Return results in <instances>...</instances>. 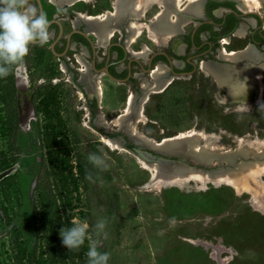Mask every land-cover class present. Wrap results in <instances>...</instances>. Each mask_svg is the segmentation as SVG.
Instances as JSON below:
<instances>
[{
    "label": "rangeland",
    "instance_id": "1",
    "mask_svg": "<svg viewBox=\"0 0 264 264\" xmlns=\"http://www.w3.org/2000/svg\"><path fill=\"white\" fill-rule=\"evenodd\" d=\"M174 1L180 8L191 0ZM234 1L260 12L264 21V0ZM140 2H134L136 7ZM116 3L78 0L73 6L79 12L107 15L115 11ZM160 9L155 4L150 13ZM185 21L190 31L194 22ZM146 34L154 36L149 26L142 48L149 45ZM245 41L235 38L228 46L241 48ZM28 55L23 62L32 70L27 87L34 95L20 108L23 74H14L16 103L11 109L17 111L18 125L13 136L7 123L9 111L1 101L5 92L0 89V167L19 164L0 185V264H11L18 248L24 249L26 260L31 247L42 240L38 232L42 228L51 234L49 240L43 239V250L56 258V264H86L89 246L97 239L94 225L103 218L108 220V239L101 237L100 247L110 254L108 264H264V80L247 81L258 86V98L251 100L248 90L235 84L237 79L227 89L200 69L188 77L166 73L161 85L152 81L153 71L151 76L142 74L133 87L98 80L105 94L94 112L81 85L65 79L67 72ZM52 77L61 82L49 83ZM40 79L46 81L39 83ZM0 81L9 88L8 78ZM45 93L53 100L43 98ZM133 95L141 105L135 133L152 141L145 146L131 141L114 123ZM184 135L197 141L196 150L215 157L203 161L194 150L183 156L161 154L156 146L165 138ZM89 153L101 155L109 168H94L87 161ZM161 162L184 175L173 178L178 180L163 178L155 167ZM85 165L94 183L85 179ZM220 170L229 171L236 180L230 184L211 176ZM48 196L52 208L46 215L41 204ZM220 214L223 218L218 222ZM73 222L87 224L88 232L84 244L70 250L62 244L60 230ZM234 225L242 229L243 238L218 243L221 235L216 228H226L228 237H234L230 233ZM75 252L85 260L75 257L73 263L69 255Z\"/></svg>",
    "mask_w": 264,
    "mask_h": 264
},
{
    "label": "flooded vegetation",
    "instance_id": "2",
    "mask_svg": "<svg viewBox=\"0 0 264 264\" xmlns=\"http://www.w3.org/2000/svg\"><path fill=\"white\" fill-rule=\"evenodd\" d=\"M77 1L31 0L38 9L47 14L50 21V39L43 46L38 43L31 45L28 57L37 63L57 65L58 71L61 69L67 72L68 76L65 79L76 85H81L94 112L97 111L95 105L101 107L100 102L103 101L105 94V89L98 84V80L107 83L108 81H114L133 87L137 79L143 78L141 77L142 74L151 75V72L155 70L158 64H163L167 67L166 73H168V76L188 77L200 69L208 73L218 86L232 89V84L237 79L235 76L218 79L202 63L213 61L233 68L246 62H250L256 68H260L264 64L263 17L261 13H247L254 10H242L234 0H205L203 14L198 17L187 12V5L177 8V3L174 0H151L145 6H143L144 0H141L138 7L134 3L135 12L129 15L131 16L129 20L135 24L131 34L126 28L124 20L120 21L118 29L111 34L98 29V27H88L84 17L87 16V18L93 20L104 16V13L94 15L79 12L73 6ZM166 2L170 3L169 16L171 19L174 16H181V24L177 32L164 36L160 34V31H155V29L151 28L150 25L161 14ZM155 4L159 5L161 9L150 13ZM110 11L114 13V10ZM248 18H253L254 24H249L245 36H238L236 34L237 28L241 22ZM184 19H191L194 22L190 31L185 28L187 21L184 23ZM148 26L150 31H154V36L146 34L151 47L145 44V49L142 48L141 39ZM235 38H246L243 47L234 48L228 46L231 45ZM131 45L136 48L134 49L135 51L129 48ZM249 45H252L256 50L257 57L255 59L228 58L231 52L243 51ZM150 58L151 65L149 63ZM87 69L88 79L85 80L82 79V74ZM105 69L119 80L112 78ZM19 70L22 71V77H24L22 80H26V83L22 80L19 81L20 84L24 85L23 88L19 89V97L21 96L24 99L22 106L24 107L30 101V97L32 99L34 95V90L27 87V84L31 82L29 76L32 70L25 62L15 66L16 76ZM175 72L190 73L188 75H175ZM246 80L249 81V79ZM45 81V79H40L39 83ZM51 81L54 83L61 82V78L52 77L48 82L50 83ZM90 81V85L93 86L91 93L87 90ZM253 83L255 84V82ZM254 84L252 85L248 82L246 87V91L248 90L247 97L250 100L256 97V93H258V86ZM263 93L262 99H264ZM129 98H127V101ZM127 108L123 110H127ZM222 214H220L218 222L222 220ZM216 230L221 235L218 243H234L244 236L242 229L236 225L233 228L231 227L232 231H230L234 237H231V235L228 237V230L221 226L217 227Z\"/></svg>",
    "mask_w": 264,
    "mask_h": 264
},
{
    "label": "clouds",
    "instance_id": "3",
    "mask_svg": "<svg viewBox=\"0 0 264 264\" xmlns=\"http://www.w3.org/2000/svg\"><path fill=\"white\" fill-rule=\"evenodd\" d=\"M50 21L47 14L38 9L31 0H0V78L8 77L12 69L22 63L29 54L30 46H43L50 39ZM87 161L94 168L106 171L109 168L106 160L96 153H89ZM85 179L95 182L94 175L85 165ZM108 220L100 219L94 225L97 237L86 253L87 264H108L110 254L101 252L102 237L108 239L105 231ZM88 225L73 222L72 226L60 230L62 244L70 250L79 249L84 244Z\"/></svg>",
    "mask_w": 264,
    "mask_h": 264
},
{
    "label": "bare ground",
    "instance_id": "4",
    "mask_svg": "<svg viewBox=\"0 0 264 264\" xmlns=\"http://www.w3.org/2000/svg\"><path fill=\"white\" fill-rule=\"evenodd\" d=\"M204 1L205 0H191L186 6L187 12L192 14L193 16H197V17L201 16L203 14ZM240 3H241L240 8L242 10H246V8H247L246 4L244 2H240ZM169 4L170 3H168V2H166V5L164 3L165 8L163 9V11L161 12L160 15L158 14L159 16L150 25L151 28L155 29V31L156 30L160 31V34H163L164 36H167V35H170L171 33L177 32V30L180 28V24H181V16H178L175 19L174 18L171 19V17L169 16L170 10H171ZM134 12H135L134 0H117L116 9H115L114 13H108L107 15L104 14V16L95 18L93 20L91 18L84 17V20H85L86 25L88 27H98V29L104 30L108 34H111L113 31L117 30L118 27L120 26V21L124 20L125 23H126V28L129 30V32L131 34L133 32V30H134V26H133V23L131 22V20H129V18L131 17L129 15H132ZM184 22H185V19H184ZM254 22L255 21H254L253 18L245 19L243 22H241V24L237 28L236 34L239 35V36H245L249 24H254ZM152 32H154V31L152 30ZM99 36H100V34H99ZM106 39H107V37H106ZM251 47H252V45H251ZM202 64H203V66H205L206 68H208L211 71L217 70L216 62L208 61V62H203ZM83 72L84 73L82 74V76H83L82 79L87 80L88 79L87 78L88 77V69L83 71ZM166 72H167V67L165 65H163V64H158V66L153 71V80L152 81L154 83H156L157 85H161L162 83H164L166 81V79L164 77ZM18 75H22L20 70L18 72ZM23 79H24V77H23ZM22 81L26 83V80H22ZM90 84H91V81L89 82V85L87 86V90H88L89 93L92 92V87H93ZM22 99L23 98L20 96L19 97V101H21V105L23 106L24 99H23V104H22ZM140 113H141V105H140V103L139 104L137 103L136 97L133 95V97H130V99L128 101V108L125 111V113H123L121 116L117 117L114 120V123L116 125H118L122 130H125L126 131L125 133L129 137H131V139H133L132 141H134L136 139L137 141H134V142H141V143H144V145H145V144H149L152 141H147L146 139H144L141 136L137 135L135 133V130H134L135 119L140 115ZM96 123L100 125L99 121H96ZM196 142L197 141L195 139H193L192 137H188V136L184 135V136L173 137V138H165L159 145H156V146L159 147L158 150H161V153L164 152L163 154L171 153V154L183 156L184 154H187L189 152L191 153L194 150V151L198 152V154H199L198 156H199L200 160L209 161V160H206V159H211V158L215 157V154L212 153V152H206V151H201L200 152V151L196 150ZM234 157H235V155H233V156L227 155L226 156V158H230V159L231 158L234 159ZM155 167H156L158 173L165 179H173L175 177H179V176L184 175L183 171H179V170L171 171L169 169H166L165 168V163H163V162L159 163ZM242 169H244V168H241V170ZM211 176L213 178H216V179H227L230 184L233 182L234 179L236 180V178L234 177L235 175H232L231 173H229V171H224V170H220L217 173L215 172V173L211 174ZM173 180H178V179H173ZM202 181H204V180H202ZM195 242H198V241H195ZM214 253H215V248H214ZM218 254H219V252H218Z\"/></svg>",
    "mask_w": 264,
    "mask_h": 264
},
{
    "label": "trees",
    "instance_id": "5",
    "mask_svg": "<svg viewBox=\"0 0 264 264\" xmlns=\"http://www.w3.org/2000/svg\"><path fill=\"white\" fill-rule=\"evenodd\" d=\"M14 74H15V71H14V68L12 69V72L11 74L6 77L10 80V86L8 89L5 88V85H3V83L0 81V89L4 90V95L3 97L1 98V101L4 103V105L6 106V108L8 109L9 113L7 115V120H8V126L10 127L11 129V133H12V136H13V131L14 129L16 128V126L18 125V114H17V111H12V106H13V103L15 104L16 103V99H15V94H14V89H15V84H14ZM51 94H47L45 93L43 98L45 99H49V101H52L53 98L50 97ZM19 102V101H18ZM46 102V101H45ZM46 104V103H44ZM15 109V108H14ZM59 133V131H58ZM55 138L57 135H54ZM12 168L11 165H6L5 167H0V185L5 183L6 180L10 179L14 174H6V172L8 170H10ZM42 211L43 212H46V215L47 213H50L49 211L51 210L52 208V205L50 204V201H49V196L48 198L45 197L44 199L42 198ZM38 232L41 233V238L42 240L41 241H38L36 242L32 247L31 249L28 251V254L26 256V260H24V257H23V253H24V249H21V248H18V252L15 254L14 256V259H13V262L11 264H56V258L52 257L50 253L46 254L43 250V247H44V243H46L45 240H43L45 237V239H50L51 238V234L50 232L47 230V229H39ZM15 246H13V252L15 251ZM99 251L103 252V249L101 247L98 248ZM48 251H49V248H48ZM75 255H69V259L73 262H74V259L75 257H80V259H84V255L80 252V253H73ZM46 255V256H45ZM87 259L85 260V263L87 264ZM80 263V262H78Z\"/></svg>",
    "mask_w": 264,
    "mask_h": 264
},
{
    "label": "crops",
    "instance_id": "6",
    "mask_svg": "<svg viewBox=\"0 0 264 264\" xmlns=\"http://www.w3.org/2000/svg\"><path fill=\"white\" fill-rule=\"evenodd\" d=\"M247 48H246L247 50L245 49L240 52H234V51H233L234 53L231 52L228 55V58L230 59L245 58L247 60L255 59L257 57L255 48L253 46L251 47V45H249ZM216 67H217V70H214V71H211L206 67L205 68L209 70L218 79H224V78L226 79L229 76H235L237 78L236 84L240 85L241 83L239 88L247 87L248 80L246 79L253 80V81L254 80H260V81L264 80V64L260 68H256L250 62H246L243 65L233 68L227 65H221V64L216 63Z\"/></svg>",
    "mask_w": 264,
    "mask_h": 264
},
{
    "label": "water",
    "instance_id": "7",
    "mask_svg": "<svg viewBox=\"0 0 264 264\" xmlns=\"http://www.w3.org/2000/svg\"><path fill=\"white\" fill-rule=\"evenodd\" d=\"M247 13H255V14H260V12H258V11H256V10H254V11H249V12H247ZM84 33V32H83ZM149 63H150V65H151V58H150V61H149ZM170 69H171V67H170ZM106 70V72L112 77V78H114V79H117V78H115L113 75H111L110 73H109V71L107 70V69H105ZM190 72H187V73H174L175 75H188ZM117 80H119V79H117ZM32 93H33V91H32ZM31 92H30V94H32ZM30 100H31V97H30ZM22 104H23V99H22ZM139 104V103H138ZM19 106H20V108H22V105H21V101H19ZM23 112H25L23 109H21ZM120 115H122V114H120ZM119 115V116H120ZM126 134V133H125ZM127 135V134H126ZM132 141V140H131ZM134 142V141H133ZM134 143H136V144H140L139 142H134ZM140 145H142V144H140ZM143 146H145V145H143ZM147 147V146H146ZM149 148V147H148ZM149 149H151V150H153L152 148H149ZM153 151H155V150H153ZM155 152H157V153H160V152H158V151H155ZM162 154V153H161ZM183 159H186L185 157H183ZM202 165V164H201ZM18 168H19V164L18 163H15L13 166H12V168L10 169V170H8L7 172H6V174H14L17 170H18Z\"/></svg>",
    "mask_w": 264,
    "mask_h": 264
}]
</instances>
